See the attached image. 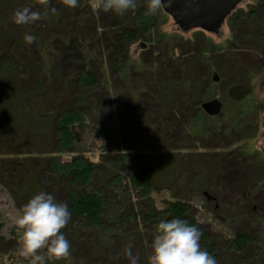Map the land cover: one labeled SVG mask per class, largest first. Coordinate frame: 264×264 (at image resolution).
<instances>
[{"label":"trees","instance_id":"16d2710c","mask_svg":"<svg viewBox=\"0 0 264 264\" xmlns=\"http://www.w3.org/2000/svg\"><path fill=\"white\" fill-rule=\"evenodd\" d=\"M93 1L0 0V189L17 212L39 191L67 202L70 256L48 264H130L129 242L136 264H148L156 223L172 217L201 230L217 264H264V196L261 210L252 197L264 193V153L253 145L264 111L247 97L230 99L231 85L217 90L234 70L216 68L244 48L264 57V0H256L258 15L253 4L227 18L235 27L229 55L207 43L195 53L184 42L168 46L146 0L122 15L93 10ZM26 6L41 18L15 24L14 11ZM25 32L36 37L31 44ZM137 40L148 62H130ZM251 68L237 84L263 70ZM218 97L230 108L206 115L201 103ZM208 142L217 145L212 153L202 149ZM228 158L249 169L230 197L219 181ZM1 226L0 264H26L16 255L17 227Z\"/></svg>","mask_w":264,"mask_h":264},{"label":"clouds","instance_id":"9594fccd","mask_svg":"<svg viewBox=\"0 0 264 264\" xmlns=\"http://www.w3.org/2000/svg\"><path fill=\"white\" fill-rule=\"evenodd\" d=\"M47 0H45V3ZM74 8L78 0H63ZM162 0H146V11L155 14ZM95 6L104 12L122 15L137 7V0H95ZM42 16L30 7L14 11L12 19L17 25L34 23ZM23 39L31 44L36 37L25 32ZM71 212L67 202L58 201L51 192L39 191L18 211L15 217L18 247L16 255L26 264H48L70 256V241L62 229L69 223ZM201 230L180 217L160 219L150 241L148 264H217L216 258L200 245ZM132 244L124 246L130 264H136L131 253Z\"/></svg>","mask_w":264,"mask_h":264},{"label":"rangeland","instance_id":"374dc122","mask_svg":"<svg viewBox=\"0 0 264 264\" xmlns=\"http://www.w3.org/2000/svg\"><path fill=\"white\" fill-rule=\"evenodd\" d=\"M256 0H245L243 3H241L237 9L247 10L253 3H255ZM95 2L93 1V7L94 10ZM158 20V32L163 34L165 36V41L168 46L173 47L176 44H181L182 42L185 43L186 51L189 53H192L199 49L202 45L204 46L205 43L210 46L212 44L215 47H221L223 48V53L226 55L229 49H227V41L231 39L232 33L234 32V24L233 22H227L223 24L220 33L218 35L209 34L205 31H202L200 29H192L188 32H183L175 25L173 20L166 15L161 7L158 9V11L154 14ZM142 43H144L142 40H137L132 46L128 48V54L130 58V62L138 63L142 61L148 62L152 58V54H144L145 49L142 47ZM145 44V43H144ZM146 45V44H145ZM255 45H257L255 43ZM147 47V45H146ZM257 48H244L240 49L238 53L233 54L230 53L229 56L221 57V59H217L216 62V68L223 69L224 70L230 69L234 70L232 74H229L230 76H227L225 78L224 85H219L217 87V90L223 92L228 86H232L233 84H237V79H239L238 75H246V66L248 65L249 68L253 66L254 68L257 66H261L260 63H262V59L260 58H254L255 54L254 51ZM188 53V54H189ZM259 53V51H258ZM176 54H179V51H176ZM264 56V55H263ZM208 60L212 61L215 56L213 54H207ZM264 58V57H263ZM227 61H226V60ZM215 60V59H214ZM230 63H229V62ZM228 66H227V65ZM244 64V65H243ZM212 65V62H211ZM240 66V69L238 67ZM253 67L251 69H253ZM258 69V68H257ZM222 70V71H224ZM222 73V72H221ZM254 75L249 79V83L247 86L250 87V95L247 97L248 104L251 103L254 105L255 108H261L260 112L264 111V70H255ZM250 74V72L248 73ZM219 75V73H218ZM135 85H141L142 82L140 81V78H133ZM218 99L222 103V109L224 110L226 107L227 109L230 108V103L226 99V97H218ZM259 112V113H260ZM222 114V113H221ZM262 116V114H260ZM260 130L258 133L257 139L254 141V148L263 151L264 150V137L262 136L264 129V124H259ZM203 145H206L207 147H203V150H207V153H212L216 149L215 143L208 142L203 143ZM224 170L222 171L221 179L219 181L223 186L224 189L229 192V197L233 194H236V192H240L246 181L248 180L249 176V169L243 164L238 162V160L234 158H228L225 160L224 163ZM161 196H165L164 194H161ZM264 196V193L258 191L255 193L252 197L254 200L253 205L258 206V209H262L261 200ZM205 199V198H204ZM18 212L16 208L13 206L12 202L9 200L6 193L0 189V224L2 225L1 231L3 233L6 232L7 228H14L17 227L15 225V217L17 216ZM198 216L201 215L199 211L197 212ZM202 222L205 225H208L210 228L209 230L212 232L213 226L211 225V221L209 220L208 216H203ZM215 224V223H213ZM217 229L222 230V227H218Z\"/></svg>","mask_w":264,"mask_h":264},{"label":"water","instance_id":"95a60500","mask_svg":"<svg viewBox=\"0 0 264 264\" xmlns=\"http://www.w3.org/2000/svg\"><path fill=\"white\" fill-rule=\"evenodd\" d=\"M245 0H162L161 9L175 25L183 32L200 29L209 34L218 35L232 12ZM142 47L145 44L142 43ZM214 82L219 81V75L212 74ZM250 93V87L235 84L227 89L230 99L239 102ZM200 108L210 117L221 115L222 103L219 99L202 102ZM264 222V217H263Z\"/></svg>","mask_w":264,"mask_h":264},{"label":"flooded vegetation","instance_id":"af4514ba","mask_svg":"<svg viewBox=\"0 0 264 264\" xmlns=\"http://www.w3.org/2000/svg\"><path fill=\"white\" fill-rule=\"evenodd\" d=\"M258 2H259V1H258ZM253 4H254V5H253V6H254V12H255L256 15H258V13H259L261 10L264 12V7H262V9L260 10V9H259V3H257V1H255V3H253ZM236 10H237V9H236ZM239 10L242 11V9H239ZM226 21L229 22L228 19H227V20H225L224 23H226ZM144 48H146L145 50H147L146 45H145ZM260 59H262V62H263V63L261 64V66H262V68H263V70H264V58H260ZM248 96H249V95H247L246 97H248ZM246 97H245V98H246ZM245 98H244V99H245ZM262 153H264V150L262 151Z\"/></svg>","mask_w":264,"mask_h":264}]
</instances>
